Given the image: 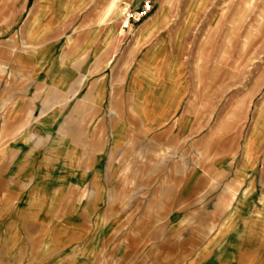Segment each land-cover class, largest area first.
<instances>
[{"label":"crops","instance_id":"obj_1","mask_svg":"<svg viewBox=\"0 0 264 264\" xmlns=\"http://www.w3.org/2000/svg\"><path fill=\"white\" fill-rule=\"evenodd\" d=\"M96 1L0 0V264H264L258 146L197 140L181 19Z\"/></svg>","mask_w":264,"mask_h":264},{"label":"rangeland","instance_id":"obj_2","mask_svg":"<svg viewBox=\"0 0 264 264\" xmlns=\"http://www.w3.org/2000/svg\"><path fill=\"white\" fill-rule=\"evenodd\" d=\"M119 1L112 12L113 0H97L102 17L111 12V19L135 18L148 0ZM150 1L153 9L147 17L157 12L158 20L170 15L172 26L181 19L176 44L180 46L188 33V43L197 51L196 103L199 111L208 109L213 120L208 132L200 133L197 140L212 142L208 152L215 153V157L231 151L238 162L245 146L248 160L258 146L256 152L263 169L264 0ZM55 5L61 12L73 9L72 0H57ZM133 23L131 18V27L139 24Z\"/></svg>","mask_w":264,"mask_h":264},{"label":"built area","instance_id":"obj_3","mask_svg":"<svg viewBox=\"0 0 264 264\" xmlns=\"http://www.w3.org/2000/svg\"><path fill=\"white\" fill-rule=\"evenodd\" d=\"M152 9H153L152 1L148 0V1L145 3L144 7H143V11H142L141 13H140V12L137 13L135 18H134V17H131V18L134 19V22H135V23H139V22H141L144 18L147 17L148 13H150V12L152 11ZM137 11H140V9H138ZM131 18L129 17L128 22H130ZM127 24H128V23H127Z\"/></svg>","mask_w":264,"mask_h":264},{"label":"bare ground","instance_id":"obj_4","mask_svg":"<svg viewBox=\"0 0 264 264\" xmlns=\"http://www.w3.org/2000/svg\"><path fill=\"white\" fill-rule=\"evenodd\" d=\"M119 0H113L112 4H111V9L112 12H114L115 8L118 7L119 4ZM129 5L128 1L126 2V4H124V8L126 9L125 12L127 11V6ZM123 11L122 15L125 13ZM111 17V12L107 13L106 18H110Z\"/></svg>","mask_w":264,"mask_h":264}]
</instances>
